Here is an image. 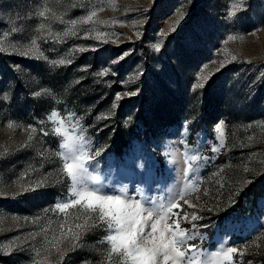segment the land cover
I'll list each match as a JSON object with an SVG mask.
<instances>
[{
	"label": "rangeland",
	"instance_id": "1",
	"mask_svg": "<svg viewBox=\"0 0 264 264\" xmlns=\"http://www.w3.org/2000/svg\"><path fill=\"white\" fill-rule=\"evenodd\" d=\"M87 84L101 99L73 105ZM66 132L100 151L90 171L104 194L142 206L187 197L162 223L197 233L189 244L209 264L234 263L214 255L228 247L264 264V196L206 245L210 199L227 189L232 204L250 182L264 191V0H0V264H122L106 239L114 226L80 205L55 208L74 198Z\"/></svg>",
	"mask_w": 264,
	"mask_h": 264
},
{
	"label": "snow or ice",
	"instance_id": "2",
	"mask_svg": "<svg viewBox=\"0 0 264 264\" xmlns=\"http://www.w3.org/2000/svg\"><path fill=\"white\" fill-rule=\"evenodd\" d=\"M240 3L242 4L243 0H240ZM232 7L238 9L239 5H233ZM235 14V10L228 13L229 16ZM39 15L42 17L44 13L40 12ZM95 15L96 13L92 12L82 20L87 22ZM70 23L75 25L77 21L73 20ZM40 28L43 29L44 25L41 24ZM14 31L15 29H13ZM65 34L67 35V33ZM32 44H36L35 39L32 40ZM159 47L160 45L157 44L156 48L159 49ZM30 52L31 50L24 54L27 55ZM40 56H42V53ZM40 56H37V58H40ZM51 63L63 65L65 60L61 59L58 62L52 61ZM100 74L105 75L108 73L105 71ZM199 86L202 87L203 85ZM34 94L40 95V93ZM120 98V95L117 94L116 99L119 100ZM4 99H7V96ZM56 115L57 113L53 112L49 119ZM71 119L72 117L69 116V120ZM220 124L222 125L223 121ZM217 128H219V125H217ZM74 130L75 125H73ZM56 131L59 134V129ZM63 137L64 142L59 147L64 151L60 155L64 161V173L71 181L70 191L74 198L67 202L56 203L55 208L57 210L63 212L70 206L80 205L87 212L95 213L97 220L107 223L109 229H113L114 226L113 234L108 235L106 239L111 244V253L122 257V264H169V262L177 264L178 261H183V264H209L208 259L204 257V250L195 243L189 244V241L200 239L197 233L181 229L178 222L175 223V227L171 224L162 223V220L166 221L174 215H179V213L172 211L173 208L180 207L175 197L169 200L167 204L160 205H155L145 199V206H142L139 199H136L134 203H129L133 200L131 196L122 199L124 193L104 194L103 187L95 186L98 183V176L93 175L90 171L93 166L91 162L101 155L100 151L92 149L90 152L91 142L83 135H73L66 132L63 133ZM213 151H219V148H213ZM191 159L195 160L198 157L194 156ZM188 171H193L191 164L188 165ZM180 198H183V194H180ZM182 218L186 220L187 214L185 213ZM199 219L201 217L193 214L192 220ZM149 221L152 222L149 224ZM85 223L87 224V221ZM88 227H91V225H88ZM146 228L150 230L145 231ZM192 228L195 229L196 225L193 224ZM181 247L185 250L182 251ZM238 251L236 247H228L223 252H216L214 255L230 261L232 260V254H236ZM111 253L109 259H111ZM239 254L243 255V253Z\"/></svg>",
	"mask_w": 264,
	"mask_h": 264
},
{
	"label": "trees",
	"instance_id": "3",
	"mask_svg": "<svg viewBox=\"0 0 264 264\" xmlns=\"http://www.w3.org/2000/svg\"><path fill=\"white\" fill-rule=\"evenodd\" d=\"M58 78L59 77H56L55 79H58ZM102 94L103 92L98 91V90H92L89 84H87L85 85L84 90L82 89L78 93V98L80 100H74V98L72 97H69V99L71 103H75L73 105L79 106L78 104V101H79V103L82 106H86L87 108L88 106L92 105L91 103H94L95 101L98 102L101 99ZM136 97L137 96H135V98H129L127 101L137 100L138 98ZM85 109H83L82 114L84 113ZM35 111L39 112V108L36 107ZM84 115L87 116L88 114L85 112ZM228 122H229L228 144H230L232 143V138H233L232 133L234 131L233 129L235 125H234V120L232 118H230ZM115 131L117 132V136H119V134L121 135V133L124 134L126 130L124 127H117ZM229 195H230L229 191L225 189V192L219 203L215 202L214 199L209 200V203H212L213 205V208L210 211L209 220L206 222L209 224V226H207L208 228H206V232L209 233L208 235L209 242H207L208 244L206 245L209 247H214L217 244L216 233L218 230H220V227L222 226V224H224L227 219L233 218L238 213L242 212L243 210L248 209L247 207L249 206H252L253 208L256 207L258 204L259 198L261 196H264V191L261 189L260 184L256 182H250V183H247L246 186L242 188V190H240V192L237 194L236 200L233 201L232 204H228L227 202ZM186 198L187 197H183L182 199H180L179 205H185ZM181 212H182V209L180 210V207L174 208V213H179V215H182ZM176 217L178 216L174 215L171 217V219L175 220ZM185 225H188V224H185ZM239 253H241V251H238V253L234 254V263L230 262L229 264H243L242 259L245 255H240ZM259 255H260L259 260L264 262V247H263V251H261Z\"/></svg>",
	"mask_w": 264,
	"mask_h": 264
}]
</instances>
